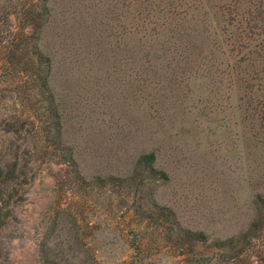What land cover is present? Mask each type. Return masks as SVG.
<instances>
[{"label": "rangeland", "instance_id": "obj_1", "mask_svg": "<svg viewBox=\"0 0 264 264\" xmlns=\"http://www.w3.org/2000/svg\"><path fill=\"white\" fill-rule=\"evenodd\" d=\"M263 1L0 0V264H264Z\"/></svg>", "mask_w": 264, "mask_h": 264}, {"label": "trees", "instance_id": "obj_2", "mask_svg": "<svg viewBox=\"0 0 264 264\" xmlns=\"http://www.w3.org/2000/svg\"><path fill=\"white\" fill-rule=\"evenodd\" d=\"M246 3H250L251 0H245ZM30 2V1H29ZM263 5V8H264V1L262 3ZM256 9L254 10V14L255 15V18L258 17V20H263L264 19V9ZM25 12H23V14L27 15L29 17V19H31V26H30V33H29V38H35L37 39L36 35L38 33V26L37 24H35V20L37 17H42L43 15V11L41 10L40 8V12L37 13V11L33 8L32 9V5H28L26 7V9L24 10ZM262 31L264 32V29H262ZM249 35V34H247ZM249 37V36H247ZM262 49V54L260 55L259 57V62L262 64H264V44L262 45L261 47ZM257 54H259L258 52H255ZM4 60H5V57H4ZM3 58H2V62L4 61ZM6 61V60H5ZM7 62V61H6ZM6 63H2L1 66H5ZM43 65L40 62H37V66H41ZM41 67L39 68L38 67V70H40ZM262 69H264V66H262ZM44 79L43 80V87H47V80L46 78H42ZM246 85L244 86V96L241 98L243 100V103L245 105V110L247 113H245L246 116H249V118L251 117V119H255V123L258 122V126L257 127H260L262 130H263V133H264V96H258L256 93H255V88H254V84H251L249 83L247 80H246ZM253 88H254V92H253ZM264 91V89H263ZM154 160H155V156L152 152L150 153H147V154H143L141 157H140V161L143 162L148 168H150L151 171L153 172H158V170H156V168H154L153 164H154ZM160 173V177L163 178L165 177V174L162 172V171H159Z\"/></svg>", "mask_w": 264, "mask_h": 264}]
</instances>
